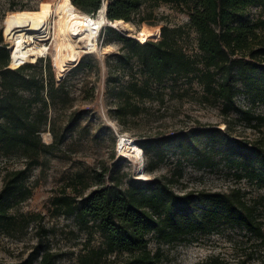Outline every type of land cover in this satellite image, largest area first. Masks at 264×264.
<instances>
[{"label": "trees", "instance_id": "obj_1", "mask_svg": "<svg viewBox=\"0 0 264 264\" xmlns=\"http://www.w3.org/2000/svg\"><path fill=\"white\" fill-rule=\"evenodd\" d=\"M106 1L110 20H133L144 6L149 11L147 17H141L140 21L152 16L155 8L162 4L187 10L189 26L198 34V48L204 65L200 67L198 59L179 44L185 32L184 26L165 25L152 37L151 31L149 33L145 27L142 40L137 37L140 41L136 37L121 35L129 49L117 54V62L132 65L136 57L140 72L145 77H133L126 84H121L119 92H122L123 99L115 110L119 117L128 112H137L131 97H151L152 84L161 83L169 76L196 78L203 85L204 97L214 102L221 101L225 112L231 109L244 111L236 100L241 91L240 81L254 100L264 101V36L260 33L264 29V0ZM72 2L91 14L97 13L104 4V0ZM254 5L261 9L258 16L249 13V7ZM109 27L104 25L102 29ZM10 60V52L2 43L0 148H4L6 155H9L12 146L23 148L21 155L25 157L26 164L22 168H7L5 171L0 189V226L11 224L14 220L11 207L33 194L27 184L29 172L33 165L40 163V150L53 146L45 143L41 136L48 122L47 101L42 96L44 79L40 73H26L28 68L35 67L43 60L25 63L17 68L9 67ZM100 60L103 65L104 60ZM106 65H109L108 58ZM48 68L49 93L53 97V70L50 64ZM66 76L60 81H64ZM110 79H106L107 85ZM21 91H31L34 97L25 98ZM39 100H43L42 105L34 107L33 104ZM244 112L253 116L250 111ZM227 128L197 125L180 130L174 134L173 141L185 153H194L198 157L205 152L203 147L208 148L211 151L203 156V162L209 164L222 148L224 160L231 168H236L238 177L245 176L264 184V141L232 139ZM148 140L139 145L135 139L134 144L137 149L148 152L150 145L158 148L162 142L159 138ZM108 172L105 166L95 169L89 177L77 172L51 199L55 214L72 217L81 229L101 237L98 247L90 248L86 254L79 256L81 264H100L103 260H108V264H160L165 257L164 251L161 247L152 249L151 238L159 243L190 242L199 235L221 232L230 226L245 228L264 241V219L259 216L257 205L246 199V192L241 188L178 192L173 188L174 177L162 176L149 180L132 177L125 182L127 172L118 171L110 176ZM43 232L48 234L49 230L44 229ZM43 241V238L38 239L28 261L19 264H57L59 253ZM112 256L114 259L109 260ZM249 258L241 257L232 263L220 255H211L197 264H248Z\"/></svg>", "mask_w": 264, "mask_h": 264}, {"label": "rangeland", "instance_id": "obj_2", "mask_svg": "<svg viewBox=\"0 0 264 264\" xmlns=\"http://www.w3.org/2000/svg\"><path fill=\"white\" fill-rule=\"evenodd\" d=\"M56 1L0 0V45L5 44L10 52L14 35V28H9L6 22L10 12L23 8H50ZM248 10L254 16L261 14V9L255 5ZM148 11L144 6L134 15L130 21L135 28L130 33L110 24L108 26L111 27L103 28L100 44L111 45V50L107 53H82L78 58L81 60L71 70L70 67L78 60L72 64L58 65L54 44L45 58L28 62L43 60L35 67L28 68L26 73H40L44 79L42 96L47 101L48 122L41 136L45 143L53 146L40 150V163L33 165L29 172L27 184L33 194L11 207L10 212L14 215L11 224L0 226V264L25 263L40 238H43L45 245L49 244L59 253L57 264H81L79 256L86 254L90 248L98 247L101 237L81 229L72 217L55 214L51 199L77 172L89 177L95 169L104 166L108 167L109 176L116 175L118 171L127 172L125 182L132 177L140 180L174 177L173 188L178 192L241 188L246 192V199L257 205L258 214L264 219V184L245 176L238 177L236 168H231L224 160L222 148L209 164L203 162V156L211 151L208 148L202 146L205 152L198 157L194 153H185L173 141L174 134L182 129L214 125L222 129L228 126V135L232 139L263 142L264 101L254 100L243 82H239L241 91L237 95V104L254 117L235 109L225 112L221 101L214 102L204 97L203 85L191 76H169L161 83L154 82L151 97H131L136 113L128 112L121 118L115 112L123 99L122 92H119L121 84H126L133 77H145L140 72L136 57L132 65L117 62V54L129 49L121 35L142 40L145 27L149 33L151 31L152 37L165 25L184 26L185 32L179 44L198 59L200 67H204L198 48V34L189 26L187 10L162 4L155 8L152 16L140 21L141 17H147ZM260 33L264 36V29ZM106 58L109 60L108 66ZM100 59L105 64L103 61L102 65ZM80 63L84 66L79 67ZM49 64L54 76L53 97L49 93ZM108 77L111 79L107 85ZM21 93L25 98L34 97L31 91ZM42 101L33 106L40 107ZM149 138H159L162 142L158 148L150 145L148 152L136 148L135 139L141 145ZM22 151L23 148L15 145L9 148V155H6L4 148H0V189L7 168L25 166ZM150 165L151 169L148 168ZM44 229L49 230L48 234L43 232ZM150 247L163 249L165 257L160 264H197L211 255H220L232 263L248 256V264H264V241L241 227H225L221 232L199 235L183 243H159L151 238ZM112 259L113 256L109 260ZM107 261L103 260L100 264H108Z\"/></svg>", "mask_w": 264, "mask_h": 264}, {"label": "bare ground", "instance_id": "obj_3", "mask_svg": "<svg viewBox=\"0 0 264 264\" xmlns=\"http://www.w3.org/2000/svg\"><path fill=\"white\" fill-rule=\"evenodd\" d=\"M6 22L9 28H14L11 42L13 68L49 55L53 44L60 66L75 63L85 52L107 53L112 46L99 44L104 25H113L126 33L135 28L131 21L110 20L106 0L95 14L81 10L71 0H57L50 8L13 10Z\"/></svg>", "mask_w": 264, "mask_h": 264}, {"label": "built area", "instance_id": "obj_4", "mask_svg": "<svg viewBox=\"0 0 264 264\" xmlns=\"http://www.w3.org/2000/svg\"><path fill=\"white\" fill-rule=\"evenodd\" d=\"M10 52H11V50H10ZM10 55H11V53H10ZM47 55H44V56H41V57H39V58H45ZM23 65V64H22ZM21 66V65H20ZM19 67V66H18ZM119 146V145H118ZM117 150L118 151H120V149L119 148H117Z\"/></svg>", "mask_w": 264, "mask_h": 264}, {"label": "water", "instance_id": "obj_5", "mask_svg": "<svg viewBox=\"0 0 264 264\" xmlns=\"http://www.w3.org/2000/svg\"><path fill=\"white\" fill-rule=\"evenodd\" d=\"M108 4V3H107ZM127 36H130V37H134V36H131V35H127ZM10 63H11V60H10ZM9 67H11V65H9ZM11 68H13V67H11ZM63 78V77H62ZM61 78V79H62Z\"/></svg>", "mask_w": 264, "mask_h": 264}]
</instances>
